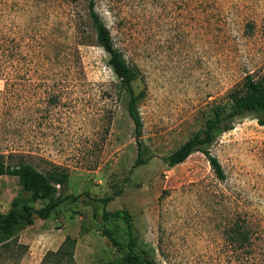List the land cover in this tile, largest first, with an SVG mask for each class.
Wrapping results in <instances>:
<instances>
[{"label":"rangeland","instance_id":"374dc122","mask_svg":"<svg viewBox=\"0 0 264 264\" xmlns=\"http://www.w3.org/2000/svg\"><path fill=\"white\" fill-rule=\"evenodd\" d=\"M9 1L35 7L8 15L13 35L27 32L6 65L9 77L0 78V152L29 151L39 169L48 165L40 157L64 166L68 181L57 188L76 196L21 231L18 264H40L44 238L56 246L68 231L77 264H120L103 235L109 229L128 242L123 219L103 217L116 209L130 214L134 251L161 264H264V126L254 115L236 117L209 146L224 180L200 151L174 166L162 159L246 74L264 76V0H94L138 71L133 87L149 157L138 166L129 94L96 42L87 0ZM19 189L16 175H0V213ZM244 215L251 245L233 249L222 230Z\"/></svg>","mask_w":264,"mask_h":264},{"label":"trees","instance_id":"16d2710c","mask_svg":"<svg viewBox=\"0 0 264 264\" xmlns=\"http://www.w3.org/2000/svg\"><path fill=\"white\" fill-rule=\"evenodd\" d=\"M32 7H35V4L25 2L24 6L11 3L9 0H0V78L9 77L10 71L6 65L15 52L21 54L23 51L21 42L24 39L23 33L27 32L20 28L19 33L13 35L11 25H8L7 21L12 20L11 16L8 17L10 10L13 8L14 13L24 14L25 10L28 13L32 12ZM87 16L97 44L108 54L107 64L118 78L119 87L129 94L126 108L133 123L137 144L134 165L144 164L149 157L145 155L146 149L142 139L143 121L139 111L141 95L133 87L138 71L127 63L122 51L115 46L109 28L95 9L94 0H87ZM66 54L62 52L63 58ZM246 114H253L256 122L264 126V76L255 79L252 75L246 74L238 84L227 91L222 100L214 104L211 114L204 123L162 159L169 166H174L183 162L191 153L200 151L206 156L217 178L224 180L226 178L224 168L218 158L211 153L209 146L216 133L230 130L233 127V120ZM30 154L25 150L0 152V175L8 173L16 175L20 184V189L11 199L8 210L0 213V264H18V260L25 252L24 244L18 241L21 231L32 225L35 218L47 219L66 199L76 198L71 194H63L57 188V185L64 186L68 181V172L64 166L40 157L48 165L39 169L30 160ZM110 200L112 196L101 199L104 204ZM29 201H45V203L36 207ZM109 216L123 219L129 236L128 242L124 244L109 229L103 231V235L108 238L115 250L121 253L118 261L120 264H161L148 252L140 254L134 251L136 239L132 235L128 210L103 211L105 219ZM222 235L233 249L250 247L252 232L248 216L233 219L223 228ZM74 243V239L67 235L56 250L46 251L40 264H77L74 260Z\"/></svg>","mask_w":264,"mask_h":264},{"label":"crops","instance_id":"0c3cea01","mask_svg":"<svg viewBox=\"0 0 264 264\" xmlns=\"http://www.w3.org/2000/svg\"><path fill=\"white\" fill-rule=\"evenodd\" d=\"M48 219V218H47ZM43 220H46V219H43ZM70 232L68 231V232H65L64 234H63V236L59 239V241H58V244L56 245V246H54V245H50L51 243H50V241H46V238H44V244L46 245V250H48V249H50V250H56L57 248H58V245H60L61 243H62V241L64 240V238L67 236V234H69ZM69 235H71V234H69ZM31 248V247H30ZM83 250L84 251H87L88 250V245H86V243L85 244H83Z\"/></svg>","mask_w":264,"mask_h":264},{"label":"built area","instance_id":"2783aa9c","mask_svg":"<svg viewBox=\"0 0 264 264\" xmlns=\"http://www.w3.org/2000/svg\"><path fill=\"white\" fill-rule=\"evenodd\" d=\"M58 186V185H57Z\"/></svg>","mask_w":264,"mask_h":264}]
</instances>
